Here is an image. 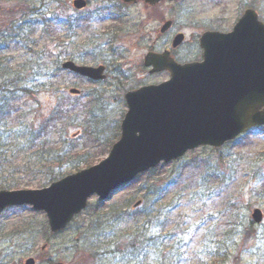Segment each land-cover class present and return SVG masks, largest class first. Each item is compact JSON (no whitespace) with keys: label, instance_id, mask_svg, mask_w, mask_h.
Returning <instances> with one entry per match:
<instances>
[{"label":"rangeland","instance_id":"374dc122","mask_svg":"<svg viewBox=\"0 0 264 264\" xmlns=\"http://www.w3.org/2000/svg\"><path fill=\"white\" fill-rule=\"evenodd\" d=\"M88 1L83 10H74L73 0L50 6L63 19L79 20L73 39L62 33L64 40L58 44L36 32L28 46L10 42L0 48V73L2 67L10 68L12 75L16 73L7 79H19L10 84L0 77V99L15 100L23 116L30 113L28 120L33 98L43 115L59 102L71 109L74 119L64 120L63 137L77 151L89 150L93 164L107 156L119 136L127 110L125 92L169 78L166 72L148 74L142 65L146 53L170 50L173 36L182 33L183 44L171 54L180 63L196 61L201 58L198 38L205 30L229 31L246 8L254 9L264 22V0H180L153 8L141 3L124 6L119 0ZM46 4L49 1L34 0L30 5L40 12ZM166 20L172 26L161 35L159 29ZM6 22L0 15V31ZM85 51L102 60L93 61ZM65 60L105 65L107 78L95 83L68 74L60 68ZM21 87L32 89V97L19 91ZM69 88L80 90L79 96L69 95ZM3 125L1 130H6ZM249 133L239 146L230 142L219 149L200 147L160 164L136 176L107 203L100 205L92 197L61 233L50 234L45 215L29 206L1 212L0 264H25L29 258L34 264H264V126ZM234 152L243 158L238 161L239 174L219 188L206 171L221 154ZM23 159L18 156L17 161ZM13 179L19 188L12 190L37 189L35 179L17 175ZM138 200L141 206L133 209ZM111 207L119 212L107 213ZM254 209L263 214L258 224L251 222ZM91 226L95 228L90 230ZM97 228L106 236L96 234ZM135 229L131 243L127 238ZM118 239L124 246L114 242ZM92 248H102L101 253L88 261Z\"/></svg>","mask_w":264,"mask_h":264},{"label":"water","instance_id":"95a60500","mask_svg":"<svg viewBox=\"0 0 264 264\" xmlns=\"http://www.w3.org/2000/svg\"><path fill=\"white\" fill-rule=\"evenodd\" d=\"M142 1L152 6L160 1ZM76 10L85 0H74ZM228 34L207 32L200 36L202 61L178 64L168 51L149 52L144 66L149 73L166 71L169 80L129 91L120 124V138L97 165L68 175L46 188L0 191V211L13 206H32L45 213L52 233L66 227L86 207L92 195L108 199L110 192L160 162L168 163L201 146L219 148L252 127L264 125V23L246 10ZM171 26H161L164 33ZM183 35L174 37L171 48L180 46ZM64 70L92 80L106 78L104 66L61 63ZM77 95V89H70ZM137 202L134 207H137ZM253 222L262 214L254 209ZM26 264H34L29 259Z\"/></svg>","mask_w":264,"mask_h":264},{"label":"trees","instance_id":"16d2710c","mask_svg":"<svg viewBox=\"0 0 264 264\" xmlns=\"http://www.w3.org/2000/svg\"><path fill=\"white\" fill-rule=\"evenodd\" d=\"M33 1L0 0V15L4 19L7 18L5 29L0 31L1 50L5 49L6 44L10 42L19 47L30 45L28 43L30 42L29 39L36 32L46 35V39L48 38L49 42L53 40L55 43L60 44L64 39L60 34L63 32H66V34L74 33L79 29L78 19L68 17L63 21L61 14L56 13V9L54 12L50 11L51 4H56L60 0H44L49 1V4L42 6L44 10L40 12L33 10L30 5ZM62 55L67 54L64 53ZM86 55L91 59L93 58V61L101 59L100 56H89L88 52L85 51ZM1 71L0 77H6V79L11 78L16 73L15 71L12 75L13 70L5 67H2ZM52 79L53 76L47 79L48 85L46 86L51 87L50 83L53 85V82H50ZM12 80L7 79L6 81L10 84L19 81L18 78ZM18 90L31 97L34 93L32 89L24 87ZM32 102L33 114L32 118L28 120L30 113L23 116L22 110L18 107L20 105H15V100L7 97L0 99V123L7 128L6 130H1L0 126V174H2L0 176V181L2 182L0 189H18L19 186L13 179L16 175L21 179L25 177L28 180L35 179L39 184V186L38 184L36 185L37 189L43 188L66 174L90 167L94 163V158H89V150L81 153L77 151V146L70 144V141L63 137V134L65 135L66 133L64 120L68 117H73L72 119H74V116L71 115V109L63 107L59 102V104L52 106V109L47 114L43 115L38 112L37 99L33 98ZM241 141L242 139L237 140L234 145L239 146ZM228 155L221 154L217 158L215 166L206 171V173L209 172L211 183L219 188L220 185L224 186L226 183L233 181L240 171L238 161L243 159L241 154L234 152ZM18 156L21 159L24 158V161H17ZM115 209L116 207H111L107 213L119 212L118 209ZM136 231L135 229L130 233L132 234L130 239L127 238L131 243L135 239ZM95 232L98 235H105L98 228ZM114 242L117 245L124 246L120 239ZM101 249L92 248L93 252L87 256V260H95V257L101 253Z\"/></svg>","mask_w":264,"mask_h":264},{"label":"flooded vegetation","instance_id":"af4514ba","mask_svg":"<svg viewBox=\"0 0 264 264\" xmlns=\"http://www.w3.org/2000/svg\"><path fill=\"white\" fill-rule=\"evenodd\" d=\"M237 21H238V18L235 20V23H236ZM232 28H233V26H232ZM232 28H231V29H232ZM231 29H230V30H231ZM230 30H229V31H230ZM205 31H217V30H205ZM205 31H204V32H205ZM229 31H227V32H229ZM217 32L226 33V32H224V31H217ZM198 46H199V40H198ZM198 46H197V47H198ZM199 49H200V48H199Z\"/></svg>","mask_w":264,"mask_h":264},{"label":"bare ground","instance_id":"6f19581e","mask_svg":"<svg viewBox=\"0 0 264 264\" xmlns=\"http://www.w3.org/2000/svg\"><path fill=\"white\" fill-rule=\"evenodd\" d=\"M37 12H39V11H37ZM2 44V43H1ZM56 262H52L51 263V261H49V264H55ZM58 264H63V263H61V262H58Z\"/></svg>","mask_w":264,"mask_h":264}]
</instances>
